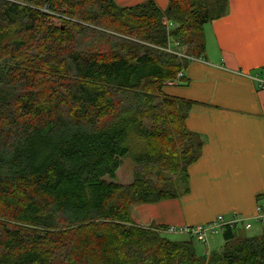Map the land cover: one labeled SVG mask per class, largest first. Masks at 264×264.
<instances>
[{
    "label": "trees",
    "instance_id": "1",
    "mask_svg": "<svg viewBox=\"0 0 264 264\" xmlns=\"http://www.w3.org/2000/svg\"><path fill=\"white\" fill-rule=\"evenodd\" d=\"M226 8L0 0V264H264V223L254 236L226 226L207 256L130 216L189 191L205 139L185 127L192 103L162 86L188 83L185 56ZM125 157L133 181L106 182Z\"/></svg>",
    "mask_w": 264,
    "mask_h": 264
},
{
    "label": "crops",
    "instance_id": "2",
    "mask_svg": "<svg viewBox=\"0 0 264 264\" xmlns=\"http://www.w3.org/2000/svg\"><path fill=\"white\" fill-rule=\"evenodd\" d=\"M112 1L128 8L149 0ZM151 1L162 12L168 7L169 0ZM202 43L199 58L184 55L182 76L188 83L162 86L165 96L192 103L185 127L205 139L200 157L187 168L189 191L133 206L130 216L145 229L189 228L237 216L249 230L255 225L259 230L264 223V89L252 78L264 71V0H227L225 15L204 26Z\"/></svg>",
    "mask_w": 264,
    "mask_h": 264
},
{
    "label": "built area",
    "instance_id": "3",
    "mask_svg": "<svg viewBox=\"0 0 264 264\" xmlns=\"http://www.w3.org/2000/svg\"><path fill=\"white\" fill-rule=\"evenodd\" d=\"M162 24L165 25L166 28L170 27V24L166 19L162 20ZM169 52H173V49H167ZM179 56H183L179 53H177ZM186 58V57H185ZM189 60H193V58H189ZM181 74H178V77H180ZM253 81H255L259 88L264 89V71L254 76ZM264 220V217H260ZM240 223H243L237 216L231 217L229 220H226L223 216L217 217L215 220L205 224V225H199L195 227H184L181 229H174L172 227L166 228V234H185L187 237L193 239L194 241L204 244L208 246L209 240L212 238L214 233L217 230H222L226 226H234L238 225ZM250 225L245 224L244 229L249 230ZM176 232V233H175ZM207 255V254H206Z\"/></svg>",
    "mask_w": 264,
    "mask_h": 264
},
{
    "label": "rangeland",
    "instance_id": "4",
    "mask_svg": "<svg viewBox=\"0 0 264 264\" xmlns=\"http://www.w3.org/2000/svg\"><path fill=\"white\" fill-rule=\"evenodd\" d=\"M172 49L174 50V46H171ZM180 48V50H179ZM176 47V49L173 51L175 53H183V50L181 49V47ZM183 55V54H182ZM137 166L134 164V162L132 161V159L129 157H125L121 160V165L119 167V169L116 172V179L115 180H110L108 177H105L104 180L106 182H113V183H117L120 185H128L133 181V174L134 171L136 170ZM168 177V175H166ZM153 180H155L154 176L152 177ZM241 228V227H240ZM239 228V234L245 235V236H254L256 235L259 231H258V226H253L251 230H242ZM165 234L167 233L166 230L163 231ZM176 233V232H175ZM174 234V233H173ZM179 234V233H177ZM260 234V233H258ZM179 235H185V234H179ZM187 236V235H185ZM189 238V237H188ZM191 239V238H190ZM194 245L196 246L197 249V253L199 255L202 254H207L210 251H215L218 252L222 249L224 243H223V238H222V231L221 230H217L214 235L212 236V238L209 240L208 246H205L204 244L198 243L196 241H193ZM207 252V253H206Z\"/></svg>",
    "mask_w": 264,
    "mask_h": 264
}]
</instances>
